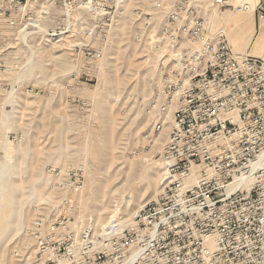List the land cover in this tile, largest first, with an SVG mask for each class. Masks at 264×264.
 I'll list each match as a JSON object with an SVG mask.
<instances>
[{
	"label": "rangeland",
	"instance_id": "1",
	"mask_svg": "<svg viewBox=\"0 0 264 264\" xmlns=\"http://www.w3.org/2000/svg\"><path fill=\"white\" fill-rule=\"evenodd\" d=\"M78 1L0 0V264H121L137 250L143 209L170 208L165 155L187 157L168 146L190 139L173 137L176 126L217 133L224 121L264 142V58L251 43L236 51L222 25L249 3L257 31L264 0ZM221 42L240 62L239 82L198 98ZM254 168L264 192V168ZM163 219L159 246L185 252L187 219Z\"/></svg>",
	"mask_w": 264,
	"mask_h": 264
},
{
	"label": "built area",
	"instance_id": "2",
	"mask_svg": "<svg viewBox=\"0 0 264 264\" xmlns=\"http://www.w3.org/2000/svg\"><path fill=\"white\" fill-rule=\"evenodd\" d=\"M67 4L79 8L80 2L68 0ZM50 37L56 41L59 36ZM217 49L221 52L218 60ZM208 60L211 66L196 81L202 87L201 90L199 86L198 98L205 94V100L210 97L211 85H218L219 90L229 92L241 77V71L237 70L240 62L223 42L208 56ZM242 60L245 68L259 64L251 58ZM183 114L179 111L174 117L182 126ZM208 115H213V112H208ZM231 117L241 125L238 113L233 111ZM240 127L236 133L234 127L226 126L223 121L217 133L211 126L199 124L190 125L187 132L177 126L174 128L173 137L188 134L190 139L185 146L181 145V140L176 142L172 139L169 142L171 146H168L169 149L185 148L187 157L173 156L167 148L170 153L165 155L167 174L164 177L165 186H169L170 208L164 209L157 204L155 208L143 209L132 241L137 250L121 264H264V192H257L258 178L262 175L258 176L254 168H264V142L258 138L259 133ZM210 138L221 140L212 141ZM188 179L196 182L185 188L183 182ZM238 179L250 181L249 189L243 188L246 181L239 188H234ZM166 212L179 213L187 219L185 252L176 246H159L156 227L164 221ZM125 243L126 247L131 246Z\"/></svg>",
	"mask_w": 264,
	"mask_h": 264
},
{
	"label": "bare ground",
	"instance_id": "3",
	"mask_svg": "<svg viewBox=\"0 0 264 264\" xmlns=\"http://www.w3.org/2000/svg\"><path fill=\"white\" fill-rule=\"evenodd\" d=\"M249 10L250 6L248 3V6L244 8L242 12L225 14L222 18V25H224V28L226 26L228 40L236 51L245 49V47L251 43L252 53L264 58V23L260 24L258 30L255 31L253 25L249 23ZM6 198L7 197H2L1 207L4 206ZM9 210L6 212V218L12 212V209ZM11 216L12 213L9 218ZM2 219L3 214L0 216V239L7 231V226H3L4 221Z\"/></svg>",
	"mask_w": 264,
	"mask_h": 264
}]
</instances>
